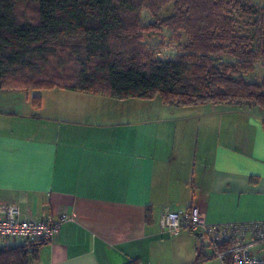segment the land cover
<instances>
[{"label": "crops", "instance_id": "0c3cea01", "mask_svg": "<svg viewBox=\"0 0 264 264\" xmlns=\"http://www.w3.org/2000/svg\"><path fill=\"white\" fill-rule=\"evenodd\" d=\"M33 95L0 89V205L70 219L28 264H219L198 235L161 233L162 212L264 220L261 108L217 104L204 114L64 88L43 89L36 107ZM253 252L264 256V245Z\"/></svg>", "mask_w": 264, "mask_h": 264}, {"label": "trees", "instance_id": "16d2710c", "mask_svg": "<svg viewBox=\"0 0 264 264\" xmlns=\"http://www.w3.org/2000/svg\"><path fill=\"white\" fill-rule=\"evenodd\" d=\"M168 5L172 13L159 19ZM144 8L155 22L142 27ZM239 16L252 21V36L236 31ZM159 26L186 35L175 58H156L141 44L142 31ZM222 53L235 62H217ZM254 60L264 66V6L242 0H0V89L64 88L116 99L159 94L164 104L181 107L264 110V74H242ZM40 101L34 93L32 103ZM34 252L19 244L0 248V264H28Z\"/></svg>", "mask_w": 264, "mask_h": 264}, {"label": "built area", "instance_id": "2783aa9c", "mask_svg": "<svg viewBox=\"0 0 264 264\" xmlns=\"http://www.w3.org/2000/svg\"><path fill=\"white\" fill-rule=\"evenodd\" d=\"M69 219L65 212L55 218L22 216L17 205L2 204L0 245L10 239L31 251L39 243L56 237L61 225ZM159 225L163 234L174 235L182 230L200 234L221 264H264V256L253 252V248L264 245V220L212 224L206 222L203 212L187 208L164 210Z\"/></svg>", "mask_w": 264, "mask_h": 264}, {"label": "rangeland", "instance_id": "374dc122", "mask_svg": "<svg viewBox=\"0 0 264 264\" xmlns=\"http://www.w3.org/2000/svg\"><path fill=\"white\" fill-rule=\"evenodd\" d=\"M249 4L255 5L258 9L264 6V0H242ZM20 9L26 14H30V7L26 3H22ZM172 13V5L164 7L159 13V19H163ZM155 22L154 17L151 15L148 9H142L140 12L139 25L144 27ZM235 28L238 34L243 36H252L254 25L250 19L245 16L237 17L235 22ZM187 40L186 35L181 30H170L167 27L159 26L156 30L142 31L141 33V44L144 48L160 59H172L182 53V47ZM215 60L217 62H235V59L228 53H222L218 55ZM251 67L248 69H242V74L249 80H259L262 74H264V66L261 61H251ZM42 90H31V93L41 94ZM45 94V93H43ZM127 99V98H125ZM132 99V98H128ZM152 99H160L159 94H155ZM45 101V99H44ZM48 101V99H46ZM211 103L198 105L196 110H201L204 114L207 113L211 108L215 110L216 107H211ZM185 112V110H181ZM219 264L220 261H218Z\"/></svg>", "mask_w": 264, "mask_h": 264}, {"label": "water", "instance_id": "95a60500", "mask_svg": "<svg viewBox=\"0 0 264 264\" xmlns=\"http://www.w3.org/2000/svg\"><path fill=\"white\" fill-rule=\"evenodd\" d=\"M198 236L200 235V234H197Z\"/></svg>", "mask_w": 264, "mask_h": 264}]
</instances>
